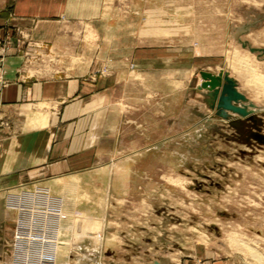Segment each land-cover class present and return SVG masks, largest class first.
Segmentation results:
<instances>
[{
  "label": "rangeland",
  "instance_id": "374dc122",
  "mask_svg": "<svg viewBox=\"0 0 264 264\" xmlns=\"http://www.w3.org/2000/svg\"><path fill=\"white\" fill-rule=\"evenodd\" d=\"M15 9L60 29L15 34L21 73L87 83L103 115L43 180L51 104L0 119V264H264V0H0V27Z\"/></svg>",
  "mask_w": 264,
  "mask_h": 264
},
{
  "label": "crops",
  "instance_id": "0c3cea01",
  "mask_svg": "<svg viewBox=\"0 0 264 264\" xmlns=\"http://www.w3.org/2000/svg\"><path fill=\"white\" fill-rule=\"evenodd\" d=\"M55 21L57 20L51 19L49 15L38 14L34 10L19 13L15 9V13L11 14L0 27V119L6 117L9 111L19 110L29 105L37 106L44 102L51 104V112L55 113L50 116V124L52 128H55L51 133L53 140H50L47 153L35 163L39 167L34 169L35 173H32L33 176L42 180L77 164L73 163V158H69L74 154L71 149L74 148L76 139L82 132L90 129L91 135L89 133V137L83 139L82 146L91 144L92 133L96 129L92 130V126L94 127L103 115L102 110H96L97 105H93L91 100H86V92L91 91L87 83L76 78H68L64 81L58 79L41 81L36 76L32 78V74L21 73L22 46L15 34L21 31L35 43H53L55 35L60 31L58 28L54 30L58 23ZM2 36L9 39V46L5 45L4 48L1 46ZM69 75L72 74L69 73ZM61 107L63 114L59 115ZM61 124L65 125L61 126L64 130L62 133L57 130ZM61 157L68 159H61Z\"/></svg>",
  "mask_w": 264,
  "mask_h": 264
},
{
  "label": "water",
  "instance_id": "95a60500",
  "mask_svg": "<svg viewBox=\"0 0 264 264\" xmlns=\"http://www.w3.org/2000/svg\"><path fill=\"white\" fill-rule=\"evenodd\" d=\"M202 74L206 79L203 83V87L209 89L208 95L210 99H208V101L211 102L212 107H215L217 104L219 115L227 117L228 114L225 109H231L241 114L248 115L249 112L245 108L232 103V100L244 99L245 96L237 90L236 82L229 74L220 73L214 75L208 72H203ZM223 79L225 80L224 83ZM218 96L219 101L217 103Z\"/></svg>",
  "mask_w": 264,
  "mask_h": 264
}]
</instances>
